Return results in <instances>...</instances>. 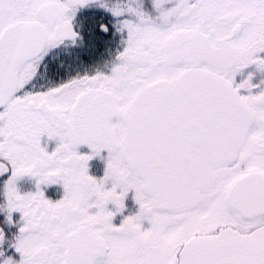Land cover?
I'll return each instance as SVG.
<instances>
[{
    "label": "snow or ice",
    "instance_id": "1",
    "mask_svg": "<svg viewBox=\"0 0 264 264\" xmlns=\"http://www.w3.org/2000/svg\"><path fill=\"white\" fill-rule=\"evenodd\" d=\"M0 217V264H264V0H0Z\"/></svg>",
    "mask_w": 264,
    "mask_h": 264
},
{
    "label": "flooded vegetation",
    "instance_id": "2",
    "mask_svg": "<svg viewBox=\"0 0 264 264\" xmlns=\"http://www.w3.org/2000/svg\"><path fill=\"white\" fill-rule=\"evenodd\" d=\"M54 147H55V142L54 141L49 142V150H51ZM79 150L81 152L90 151L87 148V146H81ZM103 154H106V153H102V155ZM103 168H104V162L99 157H94L91 161H89L90 174L97 175V176L102 175L103 174ZM32 187H34V184L31 182L24 185V188L26 190L30 189ZM42 187H43V190L45 191L46 197L53 199V200L59 199L63 193L62 186L58 185V184L57 185L42 186ZM125 204H126V209H125L124 215L130 214L136 210L137 205L135 204V202L133 200V193L132 192H129V194L125 200ZM109 207H111V205ZM0 219H2V217H0ZM121 219H122V216L118 214L114 218V223L118 224ZM13 231H14V229H13Z\"/></svg>",
    "mask_w": 264,
    "mask_h": 264
}]
</instances>
